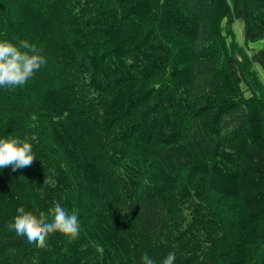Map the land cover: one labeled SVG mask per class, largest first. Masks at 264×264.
I'll return each instance as SVG.
<instances>
[{
    "label": "trees",
    "instance_id": "1",
    "mask_svg": "<svg viewBox=\"0 0 264 264\" xmlns=\"http://www.w3.org/2000/svg\"><path fill=\"white\" fill-rule=\"evenodd\" d=\"M0 264H264V0H0Z\"/></svg>",
    "mask_w": 264,
    "mask_h": 264
},
{
    "label": "rangeland",
    "instance_id": "2",
    "mask_svg": "<svg viewBox=\"0 0 264 264\" xmlns=\"http://www.w3.org/2000/svg\"><path fill=\"white\" fill-rule=\"evenodd\" d=\"M240 27H241V26H238V25H237L236 27L234 26V29L237 31V29H238V28L240 29Z\"/></svg>",
    "mask_w": 264,
    "mask_h": 264
}]
</instances>
